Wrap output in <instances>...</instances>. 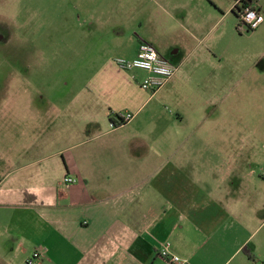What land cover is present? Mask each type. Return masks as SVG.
Masks as SVG:
<instances>
[{"label": "crops", "instance_id": "1", "mask_svg": "<svg viewBox=\"0 0 264 264\" xmlns=\"http://www.w3.org/2000/svg\"><path fill=\"white\" fill-rule=\"evenodd\" d=\"M149 1L132 17L124 7L140 0H85L99 5L84 16L85 46L73 49L87 78L63 83L62 105L30 95L20 112L4 101L0 264H28L34 252L32 264H164L166 244L184 264H264V158L234 139L230 109H214L234 99L236 84L250 90L251 69L236 77L221 30L237 17L236 0L224 9ZM139 41L177 67L154 93L140 87L144 71L116 64L134 58ZM254 57L261 65L264 51ZM123 111L133 118L111 128Z\"/></svg>", "mask_w": 264, "mask_h": 264}, {"label": "rangeland", "instance_id": "2", "mask_svg": "<svg viewBox=\"0 0 264 264\" xmlns=\"http://www.w3.org/2000/svg\"><path fill=\"white\" fill-rule=\"evenodd\" d=\"M85 0H0V111L4 101L10 99L11 108L23 112L25 96L44 95L45 100L60 98L61 105L68 99L70 86L63 83L73 78H87L92 70L82 65L83 53L73 49L83 47L88 26L84 16L99 12V5H89ZM216 1V0H213ZM222 9L232 0H217ZM221 1V2H219ZM261 7L264 0H252ZM210 6L212 0H205ZM151 1L124 7V14L141 15L151 9ZM118 9V8H117ZM122 9L113 13L122 12ZM216 12H221L220 8ZM235 12L221 25L224 44L233 51L236 77L251 69L250 90L236 84L233 100L222 102L219 110L230 109L235 126L234 139L248 140L252 144L251 156L264 158V62L256 65L255 53L264 51V29H237ZM76 50V49H75ZM80 65V66H79ZM37 80V81H36ZM246 93V97L244 96ZM59 102V101H58ZM57 102V103H58ZM219 118V124L225 125ZM257 264L261 262L256 261Z\"/></svg>", "mask_w": 264, "mask_h": 264}, {"label": "built area", "instance_id": "3", "mask_svg": "<svg viewBox=\"0 0 264 264\" xmlns=\"http://www.w3.org/2000/svg\"><path fill=\"white\" fill-rule=\"evenodd\" d=\"M243 0H236L237 12L241 18V26H245L247 30H256L264 23V16L255 8L249 6L244 7ZM117 66L124 70L139 69L146 73L140 87L148 92L154 93L160 90L177 72V67L165 60L155 49L153 45L146 41H139L136 56L132 59H118ZM133 118V114L128 111L119 112L114 115V121L109 123L111 128L121 126ZM64 184H72L75 179L66 176ZM170 245L166 244L160 251V256L164 264H184L185 262L179 256L169 252ZM41 255L34 252L27 260L28 264H32L39 260Z\"/></svg>", "mask_w": 264, "mask_h": 264}, {"label": "trees", "instance_id": "4", "mask_svg": "<svg viewBox=\"0 0 264 264\" xmlns=\"http://www.w3.org/2000/svg\"><path fill=\"white\" fill-rule=\"evenodd\" d=\"M242 3H243V5H244V7L249 6V7H251V8H254V7H253L252 0H243ZM237 17L239 18V23H238V25H237V29H238V28L241 27L242 24H241V18H240V16H239V14L237 15ZM244 253L247 254L248 257H250L251 259H253V256H252L251 254H249V252H248L247 249H244Z\"/></svg>", "mask_w": 264, "mask_h": 264}]
</instances>
